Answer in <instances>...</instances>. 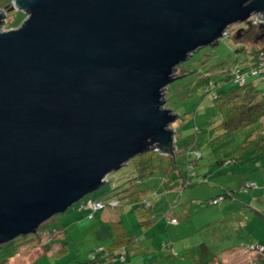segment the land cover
Wrapping results in <instances>:
<instances>
[{
	"label": "water",
	"instance_id": "95a60500",
	"mask_svg": "<svg viewBox=\"0 0 264 264\" xmlns=\"http://www.w3.org/2000/svg\"><path fill=\"white\" fill-rule=\"evenodd\" d=\"M15 9L26 19L3 31ZM250 18L264 21V0H12L0 11V246L151 149L174 158L167 86Z\"/></svg>",
	"mask_w": 264,
	"mask_h": 264
},
{
	"label": "rangeland",
	"instance_id": "374dc122",
	"mask_svg": "<svg viewBox=\"0 0 264 264\" xmlns=\"http://www.w3.org/2000/svg\"><path fill=\"white\" fill-rule=\"evenodd\" d=\"M10 2L0 0V5ZM25 19L21 10L9 11L4 29L17 28ZM252 21L232 25L218 43L194 52L177 68L181 77L167 86L164 107L179 113L170 126L176 130V165L152 151L148 168H136L147 154L130 160L36 234L0 246V264L85 261L107 255L108 245L128 238L132 243L103 264H197L204 247L215 255L214 264L264 263V252L251 247L264 242V115L226 134L219 103L200 82L208 72L217 80L225 70L245 66L251 48L264 46V22ZM260 84L264 102V80ZM236 88L234 81L221 87ZM226 190L234 196L224 197ZM215 198L219 203H213ZM92 201L103 206L94 210Z\"/></svg>",
	"mask_w": 264,
	"mask_h": 264
},
{
	"label": "trees",
	"instance_id": "16d2710c",
	"mask_svg": "<svg viewBox=\"0 0 264 264\" xmlns=\"http://www.w3.org/2000/svg\"><path fill=\"white\" fill-rule=\"evenodd\" d=\"M11 2L8 5H0V8L9 9L11 7ZM5 27L7 28V25H5ZM243 49L245 50L246 48L244 47ZM249 55L250 59L248 60V63L243 67H235L237 68L236 71H228L224 69L226 74L224 71V75L217 80L213 77V74H209L208 72L200 81L204 83V91L212 94L214 102L219 103V109L222 114L221 116L223 117L221 119V124L223 125L222 129L226 134L230 131H236L243 126L250 125L264 115V102L259 96L260 87L258 88V86L261 85L260 83L262 80H264V46L252 47L249 51ZM221 75L222 73H220V76ZM241 79H244V81L241 82ZM248 79L250 80L248 81ZM232 81L237 83L238 88L227 91H223V89H221L223 83H230ZM194 147L196 148V144ZM150 151L159 154L162 157H170L172 163H175L172 156H164L155 148ZM149 152L146 153L147 157L144 161H141L140 164H136L137 169L142 170L148 168V164L153 161ZM174 159H176V157H174ZM228 161L233 162L232 159ZM197 176L198 174H194L190 178ZM205 180L206 178L202 179V182ZM231 191L232 190H226L224 197L227 195L233 197L234 194H230ZM131 243L132 240L129 238L127 240L118 239L106 247L107 255L105 256H107V258L96 254L91 255L90 258L85 261L70 264H103V262L108 260V257L114 258L117 252L119 253L120 250L127 248ZM61 251H63V249H61ZM119 256L124 262L127 261L125 253H120ZM215 258V255H213L208 248L204 247L201 254L197 258V264H214L216 260ZM3 264H5V262Z\"/></svg>",
	"mask_w": 264,
	"mask_h": 264
},
{
	"label": "built area",
	"instance_id": "2783aa9c",
	"mask_svg": "<svg viewBox=\"0 0 264 264\" xmlns=\"http://www.w3.org/2000/svg\"><path fill=\"white\" fill-rule=\"evenodd\" d=\"M6 9H1L0 11L1 12H4ZM254 21L255 23H261V22H264V21H260V20H258V19H256V18H250L249 19V21ZM252 21V22H253ZM6 22H7V15H5V24H6ZM5 24L2 26V30L3 31H5ZM228 33H229V31H227V35H228ZM244 81V79H241V82H243ZM202 181V180H201ZM205 181H207V180H205ZM251 186L252 187H254L255 186V183H252L251 184ZM219 201H220V199L219 198H215L214 200H213V203L214 204H217V203H219ZM114 204H116V202L115 201H113V205ZM147 204H149V202L147 203ZM89 206L90 207H92V209H94V210H97L98 208H101L103 205L100 203V202H92V203H90L89 204ZM252 247V249H259L261 252H264V243L261 245V244H256V245H253V246H251Z\"/></svg>",
	"mask_w": 264,
	"mask_h": 264
},
{
	"label": "crops",
	"instance_id": "0c3cea01",
	"mask_svg": "<svg viewBox=\"0 0 264 264\" xmlns=\"http://www.w3.org/2000/svg\"><path fill=\"white\" fill-rule=\"evenodd\" d=\"M214 177H215V176H214ZM215 178H216V177H215ZM206 180H207V178H206ZM213 185H218V184H217V182H216L215 180H214V182H213ZM246 187H248V188H249L250 186H246ZM246 187H245V188H246ZM250 239H253V238H250ZM252 242H253V241H252ZM263 243H264V242H263ZM261 244H262V243H261ZM248 248H249V247H248ZM244 249H247V248H244ZM244 249H241V250H240V252H241V251L243 252V250H244ZM249 254L251 255V254H252V252H251V253H249ZM261 264H264V263L262 262Z\"/></svg>",
	"mask_w": 264,
	"mask_h": 264
},
{
	"label": "clouds",
	"instance_id": "9594fccd",
	"mask_svg": "<svg viewBox=\"0 0 264 264\" xmlns=\"http://www.w3.org/2000/svg\"><path fill=\"white\" fill-rule=\"evenodd\" d=\"M6 9V8H5Z\"/></svg>",
	"mask_w": 264,
	"mask_h": 264
}]
</instances>
